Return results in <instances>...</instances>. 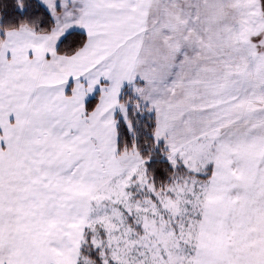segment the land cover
<instances>
[{
	"label": "crops",
	"instance_id": "crops-1",
	"mask_svg": "<svg viewBox=\"0 0 264 264\" xmlns=\"http://www.w3.org/2000/svg\"><path fill=\"white\" fill-rule=\"evenodd\" d=\"M39 1L56 15L58 25L46 34L28 28L10 30L0 48V76L8 79L0 82V264H80L81 235L96 223L99 172L90 161L84 170H73L80 158L75 139L88 124L86 129L101 145L115 125L124 87L137 80L127 81L115 101L105 95L103 80L91 85L94 92L80 85L70 96L67 90L74 81L69 78L43 80L57 58L60 41L72 31L87 35L83 49L89 47V56L116 51L124 67L156 75L152 106L156 135L160 118L169 123L164 131H171L172 75H184L185 82L193 72L220 75L216 79L220 115L206 167L213 187L203 199L213 204L199 211L200 264H264V35L248 45L238 33L208 39V46L215 42L217 49L231 56L214 69L210 61L220 56L198 54L200 58L193 61L191 51L175 49V30L167 25L162 33L136 37L130 34L134 20H115L119 27L113 40L118 44L113 50L107 36L108 8L119 11L123 5L145 0H80L86 8L79 0ZM234 7H239L238 0ZM75 8L86 10L82 24L72 22ZM97 92L98 104L86 115V104ZM166 140L175 151L186 144L185 135L184 139L167 135Z\"/></svg>",
	"mask_w": 264,
	"mask_h": 264
},
{
	"label": "rangeland",
	"instance_id": "rangeland-1",
	"mask_svg": "<svg viewBox=\"0 0 264 264\" xmlns=\"http://www.w3.org/2000/svg\"><path fill=\"white\" fill-rule=\"evenodd\" d=\"M235 1L145 0L123 5L119 11L108 8L111 19L106 25L111 32L107 36L114 50L118 42L113 39L117 38L116 30L119 27V22L115 20H134L130 34L136 37L162 33L163 26L167 25L175 30V49L191 51L193 61L200 58L198 54L220 56L210 61L209 66L215 69L231 56L217 49L215 42L208 46V39L238 33L243 44L248 45L257 35H264V18L261 17L264 14V0H238L237 9L234 7ZM79 5L86 8L80 0ZM85 12V9L75 8L72 22L82 24ZM52 16L58 25L56 15ZM21 28L31 29L26 26ZM64 30L65 27L61 25L59 31L62 33ZM94 31L97 33V30ZM4 32L0 27V36ZM259 45H263V39ZM88 51L89 47L82 48L72 56L55 53L57 58L48 65L43 80L59 82L69 78L74 81L68 87V96L72 95V90H79L80 85L92 90L95 86L91 85L97 86L103 80L100 84L111 101L117 100L118 92L127 81L132 83L137 80L135 85L124 87L126 103L120 104L117 113L126 123L128 131L134 134V125L128 115V95H132L148 105L156 118L152 109L153 90L157 82L155 74L144 73L142 68L124 67V59L116 51L109 56L96 52L89 56ZM172 76L174 81L169 90L174 109L171 131H164L169 123L160 118L161 128L155 134V141L162 149L158 144L155 148L177 169L168 185L155 186L148 175V160L137 149L118 152L117 119L101 145L93 132L86 129L88 124L83 128L88 134L81 131L75 139L80 144H75V148L79 149L75 154L80 153V158L77 164L73 163L79 168L73 170H84L87 167L84 165L90 161L95 162L99 172L96 181V223L91 231L85 232L84 237L81 235L80 264H200L199 211L209 209L213 204L210 201L203 203V199L213 187L207 181L210 170L206 167L215 143V121L220 115L216 83L220 75L193 72L186 82L184 75ZM7 80V77L0 76V82ZM137 105L139 107L141 104ZM82 112L84 114V110ZM85 114H88L87 111ZM194 128L198 130L194 131ZM167 135L173 139H184L185 135L186 144L176 150L185 159L175 155L176 151L170 148L166 140ZM89 146L91 148L85 152ZM124 196L126 198L123 200ZM231 237L229 235L227 240ZM93 253L97 254L100 262L90 256Z\"/></svg>",
	"mask_w": 264,
	"mask_h": 264
},
{
	"label": "trees",
	"instance_id": "trees-1",
	"mask_svg": "<svg viewBox=\"0 0 264 264\" xmlns=\"http://www.w3.org/2000/svg\"><path fill=\"white\" fill-rule=\"evenodd\" d=\"M0 27L4 33L12 29L29 27L37 33L46 34L52 31L55 21L49 10L39 0H0ZM0 36L1 41L5 34ZM87 35L81 31H72L66 34L60 41L57 54L72 56L81 50L87 43ZM99 92L91 98L87 104V112H91L99 101ZM126 95L122 93L120 103L125 102ZM130 106L128 107L129 120L132 121L134 134L128 131L126 123L117 113L118 120L117 149L119 153L124 150L137 149L144 159L148 160V175L157 188L168 185L176 175V168L163 157V153L155 147L156 118L151 113L148 105L140 98L128 95ZM141 104L139 107L137 104ZM161 148L160 144H158ZM162 149V148H161ZM98 262L96 253L90 255Z\"/></svg>",
	"mask_w": 264,
	"mask_h": 264
}]
</instances>
